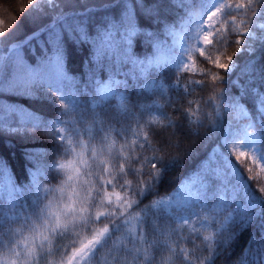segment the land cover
<instances>
[{
    "label": "trees",
    "instance_id": "16d2710c",
    "mask_svg": "<svg viewBox=\"0 0 264 264\" xmlns=\"http://www.w3.org/2000/svg\"><path fill=\"white\" fill-rule=\"evenodd\" d=\"M198 1L145 0L146 5L156 8L158 15L146 17L141 14L139 17L141 25L154 35L138 37L139 43L138 45L134 43V51L139 59L148 57L156 61L142 73L131 64L116 63L114 67H107L103 72L97 71L92 79V69L95 68L90 59L93 54L92 46L87 44L76 46L66 39L64 67L67 74L74 79L63 82L62 91H58L56 87H52L49 91L47 84L33 85L31 94H25L22 89L0 91V103L17 110L3 113L4 126L0 127V208L5 213L14 215L19 212L20 215H29L35 207L44 208L49 203H51L50 210L55 211L57 205L60 207L58 190L63 187L68 175L67 170L59 171L56 166L58 163H67L75 157L74 153H65L62 148L58 149L57 141L52 138L50 130L46 127L35 128L27 121L22 122L19 113L21 111L32 113L40 117L42 121L57 119L70 121L71 116L78 114L72 111L71 102L65 100L64 103L70 106L67 110L69 115H62L65 111L59 100L62 94L74 95L80 102L81 108L90 111L89 101L95 96L97 84L102 86L109 81H119L120 83L110 84L122 94V98L110 97L107 102L112 109L109 114L114 117L110 122L115 127L130 125L133 131L140 133V137L147 133L150 145L131 133L127 134L129 141H137L141 148L126 144L124 140L113 135V140L116 141L113 152H121V162L125 163V169H127L126 161L130 146L133 149L132 155L143 152L145 157H152L155 150L156 156L163 157L159 161L152 160V163L158 164L161 176L155 190L146 198L131 194L128 189L122 190L119 184L115 189L109 187L106 191L130 196L133 201L141 200L140 208L135 209L139 212L144 204H150L161 196L167 197L173 193H179L182 186L196 177L202 164L218 149L227 161L238 169L240 184L247 185V193L255 197L257 202L253 210L255 215L250 223L241 226L239 217L236 215L237 206L231 202L230 196L225 197L228 201L226 205L212 213L209 210L219 203V193H217V199H213V193L206 191L203 215L209 216V225L201 227L198 218L192 216L184 235L188 236L192 226H195L199 230V238H195L194 245L184 241L181 246L195 252L201 259L211 257V260H204V264H261L264 262V200L260 199V196L264 197V193L259 192V187L264 186V178L255 173L257 168L253 172L246 173L235 160L234 156L237 155L235 151L233 154L231 152L232 144L229 141L225 143V138H229L227 126L233 120L229 104L231 100L239 99L248 109L251 119L260 132L261 147L264 151V116L259 111L258 103L259 94L264 93V29L257 27L259 21H264V0H254L255 4L260 5L253 9L257 12V16L253 17L249 10L245 16L254 21L253 28L258 34L256 38L242 34L236 25L227 21L233 15H239L235 12H226L222 16V19L227 22L224 30L217 32V26H215L213 45L207 46V53L214 57L219 55L221 63L228 62L227 57L233 56L230 68L223 70L211 62H205L199 49L193 45V57L197 68L193 71L179 66L171 49V40L172 30L183 29ZM106 2L108 0H61V5L66 11H76L78 15L84 9L95 8V11L80 16L85 20L90 34L95 37L98 29L104 24V17L116 15L120 11L119 8H100V5ZM22 7L28 10L21 12ZM52 20L53 10L42 2L35 8H29L28 0H0V28L5 31V36L0 37V55L5 58L6 75L10 76L8 57L14 44L21 45L20 52L24 60L33 68L52 54L47 51V45L41 43L43 40L46 41L50 28L41 32L39 37H33L30 41L28 39L32 33L50 25ZM220 41H223L222 44L219 43ZM208 70H210L209 75L203 76L202 73ZM212 75L217 77L215 82L211 81ZM200 79H204L206 83L204 85L193 83L194 80ZM177 81L184 86L183 90L175 87ZM153 104H160L163 108L142 107ZM120 108L135 112V116L118 115ZM188 109H191L194 115L185 116ZM96 111L99 112L100 108ZM161 111L167 112V118L161 115ZM149 121L152 123H148ZM170 122L174 126L167 128L166 125ZM58 127L65 129L62 135L70 136L75 142L76 137L70 122L58 124ZM81 139L87 140L88 137L83 136ZM165 140L167 143L164 142ZM76 151H80L79 146ZM86 159L89 157L87 156ZM109 163L114 164L115 161H109ZM224 163L225 161L221 160V164ZM243 163L246 166L250 161L243 160ZM135 167L139 168V165ZM147 167L149 166L146 165L145 170ZM95 171L98 172L99 167ZM102 175L104 179L112 178L107 171ZM247 175L256 176L257 180L250 181ZM112 176H116V173L113 172ZM142 179L144 182H151L150 176H143ZM81 180L95 182L94 185H89L90 187H100L95 175L87 177L81 175ZM124 180L131 182V189H135L137 182L135 175L126 173L119 183H123ZM92 195L95 196L96 192L93 191ZM22 205L26 206L28 211H23ZM192 207L199 211L201 206L193 204ZM106 210L103 205H98L93 210V216L97 211ZM229 213L233 215V220H227ZM101 220L103 223L96 221L93 225L96 230L102 229L104 224L108 223L105 217H101ZM226 221V226L221 230V225ZM76 223L79 224L80 220ZM22 224L23 221L10 224L9 227L15 231L21 228ZM27 234L25 230L23 235L27 236ZM19 235L17 233V237L13 240ZM53 235L55 236L52 240L53 248L61 254L65 248L70 249L73 246L72 240L78 239L71 226L66 231ZM205 236H211L212 239L205 241L203 239ZM84 237L90 238L91 233L84 231L79 239ZM8 239L5 236L4 243L0 244V261L9 255ZM123 239L121 232L112 235V239L101 249L99 259L93 260L92 264H117L115 257ZM75 246L78 247L79 243ZM44 259L45 256L41 253L40 264H44ZM47 259L51 261L52 257ZM176 264L180 262L176 261Z\"/></svg>",
    "mask_w": 264,
    "mask_h": 264
},
{
    "label": "snow or ice",
    "instance_id": "6c2138e0",
    "mask_svg": "<svg viewBox=\"0 0 264 264\" xmlns=\"http://www.w3.org/2000/svg\"><path fill=\"white\" fill-rule=\"evenodd\" d=\"M43 3L51 10H53V20L50 25H46L38 32L32 33L29 41L33 37H39L40 33L51 29L48 32L46 41H41L43 45H47V51L52 54L41 61L40 65L33 68L23 58L20 48L21 45L14 44L11 47L10 56L8 57V68L10 69V76L4 72L3 55H0V91H13L23 90L25 94H31L33 85L47 84L48 90L51 91L52 87H56L58 91H62V83L65 81H73V77L69 76L64 67V50L65 41L70 40L76 46L78 45H91L92 55L91 62L94 63L95 68L92 69V79H94L96 72H103L107 67H114L116 63L131 64L134 68H138L140 72L146 71L156 61L154 59L145 57L139 59L134 51V43L138 45V37L146 36L153 37V33L147 31L140 23V15L146 17H155L158 12L155 7L146 5L145 0H108L105 4L100 5L103 9H116L120 11L116 15H107L104 17V24L98 29L97 36H92L88 30L87 24L80 16L85 13L95 11V8L84 9L83 12L66 11L61 5V0H28L29 8H35L38 3ZM254 3V0H247V3H223L215 0V11H204V15H208L209 24L208 29L214 27L211 21L218 13L224 9H247L251 11L253 17L257 16V12L253 10L259 7ZM28 9L20 8L21 12ZM235 20V16L231 17ZM203 21L196 24V31L194 36L198 37L199 32L203 30L201 26ZM11 27V26H10ZM264 27V24L261 25ZM220 30L217 29V32ZM248 31V28H245ZM216 33L209 32L208 35L203 37L205 45L212 46V36ZM5 36V31L0 28V37ZM226 39V37H225ZM223 41L219 43L222 44ZM240 43V41H237ZM239 51V49H238ZM199 53L204 57L205 62L218 66L219 69L228 70L233 61V56H228L226 63L220 62V56L215 57L211 54L205 56L204 48L199 49ZM183 67L187 69L189 65L184 64ZM209 71L202 73L203 76H208ZM216 75L211 76V81L215 82ZM111 83H120L119 81H109L108 84L102 86L98 83L95 89V96L89 101L90 111L82 109L80 102L74 95H61L59 97L60 103L65 110L62 115H69L67 111L69 104L64 103L69 100L72 104V111L76 112L77 116H71L70 121L62 119L42 121L40 117L32 113L20 112V118L23 121L30 122L35 128L46 127L50 130L52 138L57 141V147L62 148L65 153H74L75 158L67 163H58L57 170H67L68 175L65 183L71 190L72 196L79 197V193L73 187V182L79 183L84 193V196L79 199L80 206L77 207L76 201L66 203L63 208L57 205L55 211H51V203L45 205L44 208L35 207L29 215H20L5 213L0 208V244L4 243V237L8 239V252L0 264H40L41 253L44 254V264H92L93 260L99 259L101 249L112 239V235L121 232L124 239L121 241V246L117 251L115 257L117 264H204V260H211V257L201 259L195 252L190 251L186 247H182L184 241L195 244V238H199V230L192 226L191 232L185 236V231L191 222L192 216L198 218L201 227L209 225V216L203 215L205 212L204 199L205 192L211 191L212 198L217 199L219 203L214 205L209 211L214 213L220 210L228 203L225 199L230 196L231 202L236 204V215L239 217L241 226H246L251 222L252 217L255 215L253 211L256 208V199L247 193V185H242L238 178V169L227 161L224 154L218 149L206 160L197 173L195 178L190 182L185 183L179 193H173L171 196H161L160 199L153 201L150 204H144L139 212L136 208H140L142 201L137 199L131 200L130 196H122L115 191L107 192L106 189L111 187L115 189L117 184L123 189H128L131 194L138 197L146 198L152 193L156 184L161 176V170L157 163H152V160H162L163 157L156 156L155 150L152 157H145L143 152L137 155H132L133 149L129 147V155L127 158L128 167L125 169V163L121 162V152H113L116 141L113 140V135L124 140L126 144L134 145L136 148L142 146L137 141H129L128 133L131 135L142 138L150 145L148 134L144 133L140 137V133L133 131L130 127L121 125L115 127L110 121L114 117L110 116L111 106L107 103L110 97H121L122 94L117 89L110 86ZM194 84L204 85V79L194 80ZM175 87L183 90L184 86L177 81ZM163 91V88H162ZM247 91V89H245ZM254 91V89H253ZM190 94V93H188ZM259 111L264 116V93L259 94ZM151 109L155 107L162 109L160 104H153L151 106H142ZM100 108L97 112L96 109ZM229 110H236L237 115L247 116L244 106L240 103L239 99L230 101ZM17 110L11 106L0 103V127H3L5 112H16ZM118 115L127 117L128 115L135 116V112H130L129 109H118ZM161 115L167 118L168 114L161 111ZM194 115L191 109L185 112V116ZM90 116V119H89ZM71 123L72 131L75 134V142L70 136L62 135L65 131L64 128H59L58 124ZM117 123L119 121L117 120ZM139 123V122H138ZM148 123H152L149 121ZM174 125L170 122L166 125L171 128ZM254 127V124L249 123L244 131V136H249L247 128ZM15 131V129H12ZM87 136V140L81 137ZM255 140L254 137L250 138ZM95 142V143H93ZM167 143V141H164ZM228 142L227 137L225 143ZM79 146L80 151H76ZM123 147V146H122ZM235 149H232L233 152ZM85 155L89 159H84ZM104 157L105 159H100ZM235 160L244 168L245 172H253L257 167L264 169V160L258 156L253 155L250 163L246 166L243 160H248V153L240 151L235 155ZM243 158V160H242ZM221 160L225 163L222 165ZM109 161H115L110 164ZM79 165H83L81 168ZM139 165V168L135 167ZM146 165L147 170H145ZM99 167V171L95 169ZM107 171L111 179H104L102 173ZM115 172L116 176H112ZM126 173H131L137 177L135 189H131V182L124 180ZM81 175L87 177L88 175H95L96 182L100 183L99 188L89 185H94L95 182L88 180L80 181ZM150 176L151 182H144L142 177ZM248 180L256 181V176H248ZM64 192V189L60 190ZM95 191L96 195L93 196L92 192ZM259 192L264 193V186L259 187ZM115 196V199H113ZM261 200L264 197L260 196ZM242 202V203H241ZM193 204H199L201 207L199 211L193 209ZM103 205L107 210L104 212H96L93 216V210ZM23 211H28L24 205L21 206ZM35 217V219H33ZM101 217L108 219V223L100 230H96L93 225L96 221H100ZM79 219L80 223L77 224L76 220ZM234 217L229 213L227 220H233ZM23 221L21 228L13 231L10 224L20 223ZM39 221V223H37ZM119 221V222H118ZM221 225V230L226 226ZM69 226L77 236V240H72V247L65 248L63 254L53 248L52 240L55 239L53 234L62 233L66 231ZM79 229V231H76ZM27 231V236L23 235ZM84 231L91 233V237H84L79 239ZM19 237L13 240L14 237ZM47 233V234H45ZM37 235L40 239L37 242ZM205 241L211 240V236L203 237ZM126 241V243L124 242ZM79 243V246L75 245ZM167 253V255H165ZM47 257H52L51 261ZM264 264V262H261Z\"/></svg>",
    "mask_w": 264,
    "mask_h": 264
},
{
    "label": "rangeland",
    "instance_id": "374dc122",
    "mask_svg": "<svg viewBox=\"0 0 264 264\" xmlns=\"http://www.w3.org/2000/svg\"><path fill=\"white\" fill-rule=\"evenodd\" d=\"M221 4L223 3H247V0H219ZM215 0H199L196 4L194 9L191 12L190 18L187 20L185 26L183 29L180 30H172V40H171V49L172 52L175 56V58L178 61V64L180 67L184 68L183 65L187 64L189 67L187 69L189 70H197L194 57H193V49L192 46H196L197 49L204 48V54L207 56V46L203 43V37L205 35H208L209 32L213 33V30L215 26H217V29L220 31L225 29V26L227 24L225 19H222V16L225 15L226 12H235L239 15H233L235 16V20H232L231 18L228 19L229 23H233L234 25L237 26L239 30H241V33L251 37V38H256L258 35L255 33V30L253 28L254 21L252 19L247 18V9H224L220 13L216 15V17L211 21V23L214 25L213 28L208 29L207 25L209 24L208 20V15H210V12L208 15H204V11H215L214 7ZM241 15V16H240ZM242 17V18H241ZM244 17V18H243ZM246 18V19H245ZM203 21V25L201 30L199 32L198 37L194 36V33L196 31V24L199 21ZM264 24V21H259L257 23V27H261V25ZM248 28V31H245V28ZM213 39V36H212ZM185 69V68H184ZM243 106L245 111L248 113L247 116L244 115H237L236 110H232V117L233 120L230 121V123L227 126V134L229 135L228 141L229 143L232 144L231 150L235 149V153L238 155L240 151H245L248 153L249 161L253 155L258 156L261 160H264V151L262 150L261 147V135L257 127L255 126L253 120L251 119V115L246 108V106L240 102ZM252 123L254 124V127L252 128H247V132L250 134L249 136H244V131L246 126ZM254 137L255 140H252L250 138ZM87 155H85L84 159H86ZM75 158V157H74ZM73 158V159H74ZM72 160V159H71ZM81 168H83V165H79ZM257 175H260L264 178V169H261L257 167V171H255ZM80 181L81 180L80 177ZM73 187L77 190L79 193V197L77 196H72L71 195V190L68 188V185L65 183L61 189H64V192H61L59 189L58 190V199L60 202V207L63 208V206L66 203H72L73 201H76L77 207L80 206L79 204V199L84 196V193L80 187L79 183L73 182ZM79 220V219H77ZM76 220V221H77ZM47 234V233H45ZM39 242V238H37Z\"/></svg>",
    "mask_w": 264,
    "mask_h": 264
}]
</instances>
